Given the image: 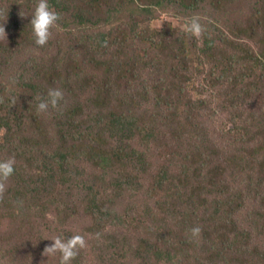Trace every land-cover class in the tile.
<instances>
[{
	"label": "trees",
	"instance_id": "trees-1",
	"mask_svg": "<svg viewBox=\"0 0 264 264\" xmlns=\"http://www.w3.org/2000/svg\"><path fill=\"white\" fill-rule=\"evenodd\" d=\"M69 1L50 0V7L59 14L58 20L64 18L66 22L65 14L72 16L68 21L71 25L63 24L60 29L62 32L69 29L67 43L58 40L53 43L50 37L43 46V54L47 56L52 55L53 48H59L57 56L60 61L48 65L42 62L35 70L34 64L31 68L26 65L22 74L0 89V134H3L0 138V160L15 159L14 173L0 180V202L5 207L29 200L34 192L29 180L35 176V171H47L54 176L56 166L44 152L45 148L55 149L56 162L60 163L64 175L76 167V160L87 162L90 159L97 160L100 170H106L104 164L112 168L119 163L123 167L138 164L145 167V164L150 171L148 154L134 148L136 138L142 136L148 148L152 140L153 143L157 141L154 135L157 130L163 135L164 142L173 144L170 140L175 139L169 130L166 132L168 127H176L195 140L194 134L202 126L203 131L196 144L205 145L209 138L207 127L211 128L206 116L202 125L194 124L190 129L180 127L183 126L181 118L184 113L187 121H191V116L208 110L212 104L224 110L227 104L233 125L247 123L257 128L259 133H255V142L264 135L260 105L254 101L255 94L260 95L261 91L255 78L264 77V49H261L259 39L264 22L250 16L246 22H241L242 25L231 23L233 16L222 11H227L236 0H82L73 13ZM35 6L36 0H0V36L6 20L15 23L17 30L9 33L12 36L8 37L7 43L0 42L1 55L35 45L29 24ZM127 9L131 13L130 20L124 17ZM160 10H172L177 17L186 18L187 28L168 25L157 28L147 23L142 26L147 20L152 21ZM193 20L200 25L198 33L191 30ZM57 31L55 26L51 29V33ZM6 45L9 46L7 49ZM1 55L0 75L4 72V65L9 63ZM29 70L38 76L44 74L50 83L58 82L64 76L63 92L68 95L64 96L59 108L37 113L36 104L46 97L50 84L41 86L38 76H27ZM199 91H206L207 97L215 101L194 98ZM146 105H152L163 115L167 112L166 118L150 116L144 110ZM71 126L80 134L73 132ZM82 126L85 130L81 129ZM240 130L236 128L235 133L229 131L224 135L225 141L230 140L231 147L235 143L241 146L249 144ZM262 149L260 146L258 152ZM147 152L151 151L148 149ZM243 153L238 151L236 155ZM191 155L183 158L181 166L174 163L179 162L177 156H171L169 163L158 168V193L151 201L153 203L155 197L161 196L162 202L156 200L154 208L146 206L147 212L137 218H133L134 210H130L126 216L135 220L127 221L118 215L113 201L108 205L94 198L81 209L82 218L90 219L98 229H102L99 233L103 234L106 229V233L115 240L118 236H128L136 254L131 264L137 261L140 263L136 264H175L174 259L180 256L187 264L196 256L193 245L196 247L197 237L191 235L190 229L198 224L195 211L191 215L179 216L181 206L193 207L194 198L204 199L207 191L211 193L218 187V178L225 175L223 166L209 167L212 154L204 160L206 164L196 162ZM191 157L200 166L192 168L185 165V162H192ZM181 167L183 174L179 173ZM142 170L146 175L147 168ZM105 173L108 175V171ZM140 178L134 176L130 182L137 181L139 185L142 183ZM8 183L13 187L3 191ZM132 186L134 191L137 185ZM16 210L10 218L16 216ZM228 211L230 216L225 224H218L215 220L217 214H213L212 232L208 239L212 250L217 241L236 230L229 207ZM132 223L134 225L129 226ZM254 228L255 235L244 231L236 236V240L242 243L225 246L221 259L212 255V264H254L247 258H258L264 264V247L250 243L258 236L257 224ZM139 229H143L147 236L139 237ZM135 237L138 242H135ZM244 243L248 244L246 256L250 254V257L247 258L239 253ZM102 246L108 249L107 245ZM11 257L6 258L3 264L18 263L15 255ZM149 259L150 263L147 262Z\"/></svg>",
	"mask_w": 264,
	"mask_h": 264
},
{
	"label": "rangeland",
	"instance_id": "rangeland-1",
	"mask_svg": "<svg viewBox=\"0 0 264 264\" xmlns=\"http://www.w3.org/2000/svg\"><path fill=\"white\" fill-rule=\"evenodd\" d=\"M80 1L82 0L69 1L72 4L70 6L71 13L81 5ZM126 6L129 8L128 5ZM222 13L233 16L231 23L241 24V22H246L250 16L256 19L259 18L264 22V0H236L227 11L223 10ZM124 14L125 19L130 20L129 16L131 13L128 9L124 11ZM65 15L66 22L64 18L58 20L55 26V30H58L57 33H51L53 43L57 40L64 44L67 43L69 29L63 32L60 29L63 24L71 25V22L68 21H70L72 16ZM146 23L157 28L162 25H168L167 27L181 26L183 29H186L188 25L186 18L181 19L177 17L172 10L170 12L160 10L152 21L147 20V22L142 23V26L146 25ZM2 25L4 32L0 36V42L7 43L9 41L8 37L12 36L9 33L17 31L16 24L6 20ZM259 39L261 41V44L259 43L261 49H264V29L260 30ZM26 44L24 43V45ZM8 45L5 46L6 49L9 47ZM140 46L143 47L142 45ZM49 47L45 49H49ZM58 49L53 48L52 55L47 56L43 54V46L35 44L21 51L15 50V52H10L6 50L10 54H0L2 58L9 60V63L4 65V72L0 75V89L2 90L8 83L13 82L14 78L22 74L26 65L29 66L28 68H31L30 66L34 64L33 68L35 70L42 62L45 65L53 61L59 62L60 60L57 56ZM60 63L65 64V62ZM37 71L39 72V68ZM27 76L31 78L38 76V74L29 70ZM41 77H44V74L37 77L38 83L41 86L50 84V87L48 86L47 88L59 87L65 91L62 81L64 76H62L60 81L53 83H50V80L46 77L40 80ZM256 81L259 82L258 85L261 91L254 101L260 105V115L262 116V121H264V77H259ZM138 92L140 93L139 90ZM65 95L68 94L64 93ZM196 97H200L206 101H215L214 98L207 97L206 91H202V93L199 91L194 98ZM142 103L145 105L144 101ZM225 106L226 109L224 110L212 104L208 110L200 111L191 116V121H187V115L183 113L181 118L183 126L180 127L184 129H190L194 124L202 125L206 119L211 123V128L210 126L207 127L206 133L209 135V138L208 143L205 145L196 144L199 135L203 131L202 126V129L194 134L195 140L191 139L189 135H184V131L176 127H168L166 132L169 130V134L171 133L174 136L175 140H170L173 144L164 142L163 135L155 130L154 135L157 141L153 143L152 140L148 148L146 146L147 141L142 136H138L134 143V148L137 151L139 150V152H146L148 154L147 158L150 159L151 163L150 171L148 170L149 166H146L144 163L145 167L139 164L123 167V165L117 163L112 168H109L108 164H104L106 170H100L97 166V160L92 161L93 159H90L89 161L92 162L76 160V167L73 166L71 171L64 175L62 167H59L60 163L56 162L55 149L50 148L47 150L45 148L44 152L52 159L56 166V170L53 172L54 176L47 171H35V176L29 180L32 183V190L34 192L28 201L15 204L12 207H5L0 202V264H3L6 258L11 259V255H15L19 259L17 264H59V252L48 257L44 255L45 247L53 243L48 238L61 236L67 239L74 234H80L84 237L85 247L78 249V253L73 258L72 264H131L132 257H135L136 254L131 247L128 236H118L117 240H115L111 235L106 233V229L103 234L99 233L100 228L98 229L90 219L82 218L81 209H83L85 204L87 205L88 202L92 201L93 198L100 199V202L102 200L108 205L113 201L118 215H121L127 221L135 220L126 216L128 212L130 214V210H134L132 216L133 218H137L139 214L144 213V211L147 212L146 206L151 205V208H154L156 200L162 202L161 196L158 199L155 197L153 203L151 201L153 195L158 193L156 189L158 168L165 163H169L167 161L170 160L171 156H177L179 162L174 163H178L181 166L183 158L190 153L192 154L191 156L195 157L196 162L201 164H206L204 160L207 159L209 154H212V163L209 167L214 169L221 165L225 168V175L218 178V187L214 188L211 193L207 191L204 199L195 197L193 207L187 209V205L181 206V215L179 216H186V213L191 215L195 211V221L201 228V232L197 236V245L196 247L193 245L194 249H196L194 253L196 256L187 262V264H212L213 258L210 255H217L221 259L224 257L222 250L225 246L234 242L242 243L236 240V236L244 233V231L251 235L256 234V231H253L255 230V224H257L258 236L252 238L250 243L264 247V135L260 136L258 142H252L246 146L235 143L231 147L230 140L225 141L224 137L225 134H229V131L235 133L236 128L245 126L250 128L253 133H257L258 131L257 128L247 123L233 125L227 112L228 105L225 104ZM144 107V110L148 111V114L152 117L166 118L167 116V112L163 115V113L155 110V107L152 105ZM213 110L216 112H213ZM205 116L206 119L204 118ZM38 122L35 124L34 131H36ZM71 129L73 132L80 134V131H76L72 126ZM81 129L85 130V126H82ZM140 132L138 133L139 135ZM2 135L0 134V138ZM260 146L263 149L258 152ZM148 149L151 152H147ZM238 151L244 153L238 156L236 155ZM252 155H255V157L250 158ZM191 159L192 162H185V165L192 168L200 166L194 163L192 157ZM245 161H251V163ZM143 168H147L148 170L146 175H144ZM107 171L108 175L105 173ZM182 171L183 168L181 167L179 173L183 174ZM203 171L206 172L205 170ZM134 176L141 177L140 180H142L143 186L141 182L139 185L137 181L130 182L134 179ZM132 184L137 185L134 191ZM12 187L13 184L8 183L3 188V191ZM228 207L232 211L236 230L234 233H228L225 235L226 237L217 241L212 250L208 239L211 237L213 214H217L215 220L218 224H225L230 216ZM13 210L17 211L15 213L16 216L10 218ZM158 216H161V214L159 213ZM132 225L134 224L132 223L129 226ZM250 230L253 232H250ZM138 232L139 237L147 236L143 229H139ZM166 234L169 237V229H167ZM132 235L134 234L132 233ZM183 237L187 240L184 235ZM134 240L138 242L136 237ZM187 242L189 243L188 240ZM103 244L108 246L107 250L103 249ZM247 246V243L242 244L239 253L246 256ZM39 247L42 248L39 249ZM82 253L83 255L81 256ZM247 257H250V254H247ZM247 259H251L254 264H261L258 258ZM137 262L140 263L139 261ZM147 262L150 263V259ZM174 262L175 264H184L185 259L180 256L179 259H174ZM6 264L11 263L8 262Z\"/></svg>",
	"mask_w": 264,
	"mask_h": 264
},
{
	"label": "clouds",
	"instance_id": "clouds-1",
	"mask_svg": "<svg viewBox=\"0 0 264 264\" xmlns=\"http://www.w3.org/2000/svg\"><path fill=\"white\" fill-rule=\"evenodd\" d=\"M22 15V14H21ZM31 19L29 24L31 25L32 35L34 37V43L37 46H44L51 37V29L56 26L59 19V14L50 7V0H36V6L30 15ZM191 30L194 33L200 31V25L196 20L192 21ZM258 76L255 78L257 80ZM258 94H255V97ZM64 100V92L59 87L49 88L46 97L39 99L36 104L37 113H47L50 108H59ZM241 133L245 140L250 144L255 142L253 140L257 136L248 127H241ZM15 171V159L10 157L6 160H0V180L7 179ZM191 235L197 237L201 228L199 226H193L190 229ZM53 241L44 249V255L51 256L59 252V264H72L73 258L77 255L78 249L85 247V239L80 234H74L67 239L61 236L54 238H48ZM212 257V255H210Z\"/></svg>",
	"mask_w": 264,
	"mask_h": 264
}]
</instances>
